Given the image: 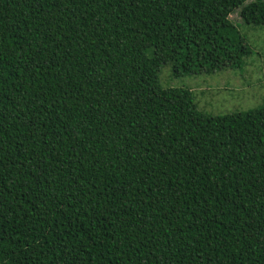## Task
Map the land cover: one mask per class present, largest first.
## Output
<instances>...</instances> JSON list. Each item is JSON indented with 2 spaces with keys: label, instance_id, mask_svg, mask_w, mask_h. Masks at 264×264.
<instances>
[{
  "label": "trees",
  "instance_id": "obj_1",
  "mask_svg": "<svg viewBox=\"0 0 264 264\" xmlns=\"http://www.w3.org/2000/svg\"><path fill=\"white\" fill-rule=\"evenodd\" d=\"M238 24L264 0H0V264H264V104L158 82L241 68Z\"/></svg>",
  "mask_w": 264,
  "mask_h": 264
},
{
  "label": "rangeland",
  "instance_id": "obj_2",
  "mask_svg": "<svg viewBox=\"0 0 264 264\" xmlns=\"http://www.w3.org/2000/svg\"><path fill=\"white\" fill-rule=\"evenodd\" d=\"M231 16L233 21L241 20L237 10ZM238 25L252 50L251 54L244 57L245 61L241 68L175 76L172 73L171 63H167L162 65L158 72L160 86L189 88L197 108L211 115L247 111L263 105L264 25Z\"/></svg>",
  "mask_w": 264,
  "mask_h": 264
},
{
  "label": "clouds",
  "instance_id": "obj_3",
  "mask_svg": "<svg viewBox=\"0 0 264 264\" xmlns=\"http://www.w3.org/2000/svg\"><path fill=\"white\" fill-rule=\"evenodd\" d=\"M229 17L231 18L232 16L230 15ZM240 21H241V20H240ZM240 21L238 20V22H240ZM249 48H250V47H249ZM250 50H251V48H250ZM251 53H252V50H251ZM251 53H250V54H251ZM224 69H225V68H224Z\"/></svg>",
  "mask_w": 264,
  "mask_h": 264
}]
</instances>
